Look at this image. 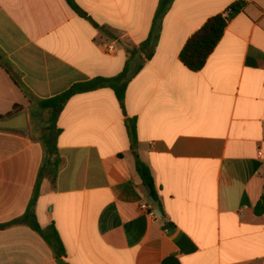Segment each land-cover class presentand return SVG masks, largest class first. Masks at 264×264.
<instances>
[{"label": "crops", "instance_id": "obj_1", "mask_svg": "<svg viewBox=\"0 0 264 264\" xmlns=\"http://www.w3.org/2000/svg\"><path fill=\"white\" fill-rule=\"evenodd\" d=\"M0 0V119L78 83H129L74 96L59 120L63 159L34 208L68 264H264V0ZM244 2L198 72L180 61L211 18ZM114 45L108 53L106 47ZM136 124L137 145L130 138ZM32 130V129H31ZM0 129V264H59L22 219L45 130ZM260 152L262 155H260ZM153 174L159 212L136 169ZM149 203L157 218L142 205Z\"/></svg>", "mask_w": 264, "mask_h": 264}, {"label": "trees", "instance_id": "obj_2", "mask_svg": "<svg viewBox=\"0 0 264 264\" xmlns=\"http://www.w3.org/2000/svg\"><path fill=\"white\" fill-rule=\"evenodd\" d=\"M70 7L80 13L83 12L75 4L73 0H66ZM245 7L244 2H237L228 9V15H218L211 18L198 32H196L186 43L180 53V61L192 72H198L204 68L209 57L212 55L217 45L224 36V32L228 22L237 16ZM129 79L125 73L115 78H96L91 81L75 84L69 90L54 98L42 100L38 102L37 107L42 109L47 114L46 134L44 136L45 157L40 169L38 182L36 185L34 197L30 203L26 215L13 223L29 226L37 232L44 241L53 250L54 256L59 264H68L65 262L66 248L61 239L60 233L55 225L43 229L35 220L34 208L40 196V189L45 179L56 184L59 172L61 170L63 159L58 149V138L61 130L58 128V120L67 105V103L77 95L94 92L100 89L109 88L114 91L119 103L124 106L126 89ZM23 108L15 106L14 112L7 115L5 118H10L21 114ZM130 138L132 146L137 145L136 124L130 126ZM136 169L145 187L150 189L154 194V201H159V195L156 192V185L151 169L136 156ZM255 213L258 216L264 215V195L258 203Z\"/></svg>", "mask_w": 264, "mask_h": 264}, {"label": "water", "instance_id": "obj_3", "mask_svg": "<svg viewBox=\"0 0 264 264\" xmlns=\"http://www.w3.org/2000/svg\"><path fill=\"white\" fill-rule=\"evenodd\" d=\"M0 129L27 132L29 130V121L27 113L22 112L21 114L7 119H0ZM147 191L149 192L151 201H154V194L150 192L149 188H147ZM153 206L156 207L159 212L160 204L158 202H154Z\"/></svg>", "mask_w": 264, "mask_h": 264}, {"label": "rangeland", "instance_id": "obj_4", "mask_svg": "<svg viewBox=\"0 0 264 264\" xmlns=\"http://www.w3.org/2000/svg\"><path fill=\"white\" fill-rule=\"evenodd\" d=\"M47 120V114L44 110L39 109V113L33 117L32 123L30 125V129L32 132H40L42 133L45 130Z\"/></svg>", "mask_w": 264, "mask_h": 264}, {"label": "built area", "instance_id": "obj_5", "mask_svg": "<svg viewBox=\"0 0 264 264\" xmlns=\"http://www.w3.org/2000/svg\"><path fill=\"white\" fill-rule=\"evenodd\" d=\"M106 51L108 53H113L115 51V47L114 45H109L106 47ZM260 155H262V153L260 152ZM143 210H145L146 212H148V215L153 217V218H157V213L155 211V209L149 204V203H145L142 205Z\"/></svg>", "mask_w": 264, "mask_h": 264}]
</instances>
